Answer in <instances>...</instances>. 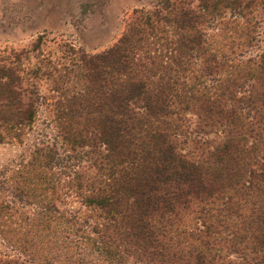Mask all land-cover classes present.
Segmentation results:
<instances>
[{
    "label": "trees",
    "instance_id": "obj_1",
    "mask_svg": "<svg viewBox=\"0 0 264 264\" xmlns=\"http://www.w3.org/2000/svg\"><path fill=\"white\" fill-rule=\"evenodd\" d=\"M156 5L59 72L41 36L33 64L0 59V142L49 107L22 171L0 177V264L264 262V58L235 50L264 0Z\"/></svg>",
    "mask_w": 264,
    "mask_h": 264
},
{
    "label": "rangeland",
    "instance_id": "obj_2",
    "mask_svg": "<svg viewBox=\"0 0 264 264\" xmlns=\"http://www.w3.org/2000/svg\"><path fill=\"white\" fill-rule=\"evenodd\" d=\"M156 3L157 0H0V59L7 60L14 56L13 53L22 52L25 53L21 54L22 65H31L35 62L34 55L40 52L54 61L59 72V62L68 64L73 56L69 48L90 54L106 49L121 35L133 9L153 12ZM248 28L251 39L235 50L242 51L239 60L249 56L257 64L259 57L264 58V6L253 14ZM40 36L39 51L30 52ZM239 40L245 41L238 37L237 42H241ZM51 77L39 81L47 101L51 95H55L52 99L59 98V83L55 84ZM254 89L258 91L256 86ZM47 109L49 107L45 109L42 105L36 128L26 133L21 142H0V177L13 175L17 168L22 171L36 136L39 138L34 133L39 131L37 128L46 117ZM46 140L51 141L50 138ZM54 142L59 145L56 138Z\"/></svg>",
    "mask_w": 264,
    "mask_h": 264
}]
</instances>
